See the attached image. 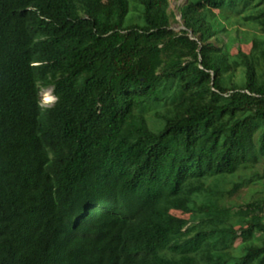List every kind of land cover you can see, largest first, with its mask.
Returning a JSON list of instances; mask_svg holds the SVG:
<instances>
[{"label":"trees","instance_id":"obj_1","mask_svg":"<svg viewBox=\"0 0 264 264\" xmlns=\"http://www.w3.org/2000/svg\"><path fill=\"white\" fill-rule=\"evenodd\" d=\"M101 1L0 0V264H264L263 7Z\"/></svg>","mask_w":264,"mask_h":264},{"label":"rangeland","instance_id":"obj_2","mask_svg":"<svg viewBox=\"0 0 264 264\" xmlns=\"http://www.w3.org/2000/svg\"><path fill=\"white\" fill-rule=\"evenodd\" d=\"M189 0H170V11L173 12L176 16V22L173 23V30L177 33L181 32L182 30H184V22L182 21V16L180 14V9L182 7H184ZM229 1H226L225 6L223 7V9L221 11H216L217 15L220 16V19L227 22V23H237L239 22V19H242L244 16H246L247 14H244L242 16H239L240 18H238L237 13L239 11L238 8L235 9H231L229 7ZM132 6H134L135 3L131 2ZM239 3L241 5L242 1L239 0ZM101 7L106 5V0H102L100 3ZM256 5H260V11H264V3L262 0H256L253 2L252 7H255ZM251 8L249 9V11L246 13H248V15L254 13V10H251ZM133 16V15H132ZM131 18V16H130ZM132 19V18H131ZM137 23L139 24H143V21H137ZM253 26L251 24H249V26L245 27L244 29H242V31H246V32H252L251 27ZM240 25H234L233 27L229 28V31L231 33L232 37H236V33L235 30L240 29ZM224 44H226L228 42L227 37H225L223 39ZM212 42L216 43L217 46L219 47H223L224 44L223 43H219L216 40H213ZM253 48L252 42L251 40H245V41H238L233 48L230 50V54L232 56L237 55L239 53V51H243L246 54L251 53ZM40 101L41 104L43 106V108H50L52 106H54L55 104V98L52 94V90L51 89H43L41 91L40 94ZM148 120L149 123L152 125L153 122L155 121V118L151 115L148 116ZM261 166L263 168L260 169V173L264 174V160L261 162ZM248 174L250 175V173L248 172ZM243 176V175H242ZM239 177L240 175H238V178H235L234 182H239ZM255 182L254 183H249L247 185H244L238 192L235 193V195L229 197L227 196L226 202L228 203V205H233L236 207V209L240 208V207H244L247 204L252 203L253 201H262L264 199V183H260L258 182L259 178H254ZM233 187L232 183H230V185L227 186L228 190H231ZM177 216L181 217V218H185L188 219L189 216L187 215H183L181 213L178 212H174ZM260 235H258V239L257 240H253L254 244H261L262 243V239H259ZM242 243V240L239 239L233 246L234 249L238 248L240 246V244ZM234 253V252H233ZM235 254V253H234Z\"/></svg>","mask_w":264,"mask_h":264},{"label":"clouds","instance_id":"obj_3","mask_svg":"<svg viewBox=\"0 0 264 264\" xmlns=\"http://www.w3.org/2000/svg\"><path fill=\"white\" fill-rule=\"evenodd\" d=\"M51 89V88H50ZM52 90V94H53V89H51ZM53 96H54V94H53ZM54 98H55V103H56V101H57V99H56V97L54 96ZM42 105V104H41ZM55 105V104H54ZM43 107V106H42ZM53 107V106H52Z\"/></svg>","mask_w":264,"mask_h":264}]
</instances>
